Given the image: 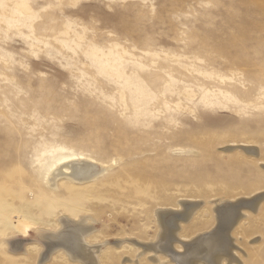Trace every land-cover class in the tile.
I'll list each match as a JSON object with an SVG mask.
<instances>
[{"label":"rangeland","instance_id":"rangeland-1","mask_svg":"<svg viewBox=\"0 0 264 264\" xmlns=\"http://www.w3.org/2000/svg\"><path fill=\"white\" fill-rule=\"evenodd\" d=\"M241 144L264 162V0H0L3 249L21 216L54 229L65 215L111 243L102 264H135L127 240L154 241L156 212L189 199L204 202L182 227L192 239L213 228L214 199L264 191L259 160L227 151ZM78 157L107 171L48 185ZM234 236L264 264V202ZM9 252L0 264H40Z\"/></svg>","mask_w":264,"mask_h":264},{"label":"bare ground","instance_id":"bare-ground-1","mask_svg":"<svg viewBox=\"0 0 264 264\" xmlns=\"http://www.w3.org/2000/svg\"><path fill=\"white\" fill-rule=\"evenodd\" d=\"M236 149L259 160L260 166L264 168V162L261 161L260 152L256 147L245 144L232 145L227 148V151L231 152ZM117 162L115 161L114 163ZM106 171L107 168L105 166L97 164L91 159L78 157L63 163L54 170L47 183L49 186L56 188L57 182L61 178L79 184L93 182L102 177ZM251 196L233 200L214 199L212 212L215 224L213 228L210 231H205V233L201 232L196 237L193 236L194 238L192 239H185L181 235L182 227L192 221L196 210L204 204L203 201L184 200L181 202V209L179 210L167 208L157 211L159 232L156 239L149 242L128 239L127 242L134 249L135 258L129 259L130 257H128L125 260L141 264L139 260L147 256L148 260L153 264H240V261H243V264H257L253 260L252 250L250 251L252 254L247 252V256L243 255V259H245H242V254L244 252L246 254L247 250L243 252L244 249L242 250L240 247L239 250L236 249L238 245H236V237L234 236V232L240 228V225L243 224L248 215L250 213L257 214L262 202H264V191L256 192ZM17 221L18 225L16 228L18 229L14 233L22 234L24 238L28 237L31 229L36 228H31L32 225L27 220L25 221L22 216ZM57 223L54 229L49 225V228L41 225L39 227L38 225L39 228L35 229L37 230V233L35 232L36 237L30 240L27 238L23 239L18 234L7 238L6 241L4 240L6 242L4 249L3 245H0V254L3 250L8 252L10 250V252H15L16 254L21 253L25 257H35V252H38V262L47 264L52 260L54 254L61 252L71 262L102 264V249L106 244L111 243L93 244L90 241L91 236L97 231L89 224L87 218L75 221L65 215H61L60 217L57 216ZM31 243L38 245V247L34 248L39 249L36 251L31 250L29 253L26 248ZM112 243V245L120 248L123 241ZM176 245L180 247L176 248ZM240 254L241 257L239 256ZM3 255L5 256L4 253Z\"/></svg>","mask_w":264,"mask_h":264}]
</instances>
